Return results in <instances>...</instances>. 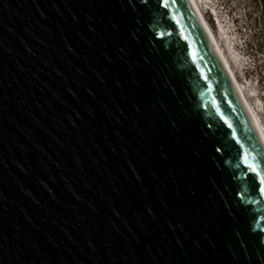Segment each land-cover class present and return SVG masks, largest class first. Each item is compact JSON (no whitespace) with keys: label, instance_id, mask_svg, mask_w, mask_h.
Returning a JSON list of instances; mask_svg holds the SVG:
<instances>
[{"label":"water","instance_id":"obj_1","mask_svg":"<svg viewBox=\"0 0 264 264\" xmlns=\"http://www.w3.org/2000/svg\"><path fill=\"white\" fill-rule=\"evenodd\" d=\"M246 153L189 0H0V264H264Z\"/></svg>","mask_w":264,"mask_h":264},{"label":"rangeland","instance_id":"obj_2","mask_svg":"<svg viewBox=\"0 0 264 264\" xmlns=\"http://www.w3.org/2000/svg\"><path fill=\"white\" fill-rule=\"evenodd\" d=\"M264 132L263 0H196Z\"/></svg>","mask_w":264,"mask_h":264},{"label":"bare ground","instance_id":"obj_3","mask_svg":"<svg viewBox=\"0 0 264 264\" xmlns=\"http://www.w3.org/2000/svg\"><path fill=\"white\" fill-rule=\"evenodd\" d=\"M189 1L192 4V6H193L198 18H199L204 30H205L210 42L212 43L215 51L217 52V54L219 55L220 59L222 60L224 66H225V69L227 70V72L229 74V77H230V79H231L236 91L238 92V94H239V96L241 98V101L243 102V105L245 106L246 111L248 112V115H249V117H250V119H251V121H252V123H253L256 131H257V133H258V135H259V137L261 138V140H262V142L264 144V132L262 131V129L260 127V124L256 120V116L250 110V106H249V104H248V102H247V100L245 98V95H244L243 91L241 90L238 81L236 80L235 76L233 75V73H232V71L230 69V66L228 65V62L225 59V55L221 52L220 48L218 47V44L216 42V38H215L214 34L212 33L208 23L206 22V20L204 18V15H203V13H202L197 1L196 0H189Z\"/></svg>","mask_w":264,"mask_h":264},{"label":"snow or ice","instance_id":"obj_4","mask_svg":"<svg viewBox=\"0 0 264 264\" xmlns=\"http://www.w3.org/2000/svg\"><path fill=\"white\" fill-rule=\"evenodd\" d=\"M250 153H246L243 157L242 162L246 165V167L249 169V171L256 174L257 178L260 181V192L262 195H264V173L260 172L258 169L260 168V164L257 161L256 163H253L252 160H250ZM252 159H255L254 157Z\"/></svg>","mask_w":264,"mask_h":264},{"label":"trees","instance_id":"obj_5","mask_svg":"<svg viewBox=\"0 0 264 264\" xmlns=\"http://www.w3.org/2000/svg\"><path fill=\"white\" fill-rule=\"evenodd\" d=\"M262 6H263V9H264V0H263V5Z\"/></svg>","mask_w":264,"mask_h":264}]
</instances>
